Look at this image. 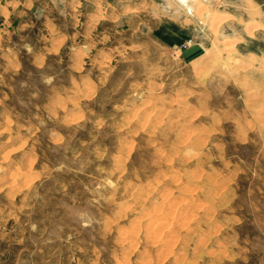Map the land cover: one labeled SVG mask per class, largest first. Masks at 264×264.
Returning a JSON list of instances; mask_svg holds the SVG:
<instances>
[{"label":"rangeland","instance_id":"obj_1","mask_svg":"<svg viewBox=\"0 0 264 264\" xmlns=\"http://www.w3.org/2000/svg\"><path fill=\"white\" fill-rule=\"evenodd\" d=\"M108 3L0 0V264H264V0Z\"/></svg>","mask_w":264,"mask_h":264},{"label":"crops","instance_id":"obj_2","mask_svg":"<svg viewBox=\"0 0 264 264\" xmlns=\"http://www.w3.org/2000/svg\"><path fill=\"white\" fill-rule=\"evenodd\" d=\"M95 0H74L75 3H94ZM102 1V0H100ZM115 0H106L108 2H114ZM123 3V8L128 9L129 12L141 11L147 4H154L157 9L160 10V13L164 12L171 17L172 23L168 24L166 28L168 30L163 31V27H157L156 34L160 35V39L165 43H171L170 45H175L179 41H183V39L187 40L189 38H193L195 40L196 36L199 34V26L200 23L199 18H197L196 7L197 2L190 3V0H187L185 3L189 4L190 10H186V8L181 7V3L179 0H117ZM203 4L207 5L208 8H211V3L215 0H201ZM158 10V11H159ZM191 30V31H190ZM190 34V35H189ZM166 35V36H165ZM187 38V39H186ZM184 40V41H185ZM169 41V42H168ZM183 41V42H184ZM182 42V43H183ZM181 43V44H182Z\"/></svg>","mask_w":264,"mask_h":264},{"label":"built area","instance_id":"obj_3","mask_svg":"<svg viewBox=\"0 0 264 264\" xmlns=\"http://www.w3.org/2000/svg\"><path fill=\"white\" fill-rule=\"evenodd\" d=\"M193 40L191 38L185 40L180 46H179V49H186L188 47H190L192 44H193Z\"/></svg>","mask_w":264,"mask_h":264},{"label":"bare ground","instance_id":"obj_4","mask_svg":"<svg viewBox=\"0 0 264 264\" xmlns=\"http://www.w3.org/2000/svg\"><path fill=\"white\" fill-rule=\"evenodd\" d=\"M187 0H183V2H186ZM192 2H197V0H192ZM191 3V0H190ZM199 3V2H198ZM255 28V27H254ZM236 58V57H235Z\"/></svg>","mask_w":264,"mask_h":264}]
</instances>
